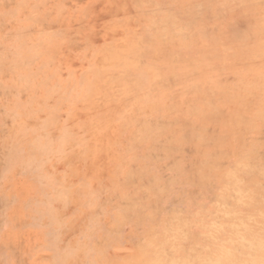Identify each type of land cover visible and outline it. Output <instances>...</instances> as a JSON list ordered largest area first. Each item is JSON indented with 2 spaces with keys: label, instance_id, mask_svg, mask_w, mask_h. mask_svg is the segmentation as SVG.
<instances>
[{
  "label": "rangeland",
  "instance_id": "obj_1",
  "mask_svg": "<svg viewBox=\"0 0 264 264\" xmlns=\"http://www.w3.org/2000/svg\"><path fill=\"white\" fill-rule=\"evenodd\" d=\"M0 264H264V0H0Z\"/></svg>",
  "mask_w": 264,
  "mask_h": 264
},
{
  "label": "bare ground",
  "instance_id": "obj_2",
  "mask_svg": "<svg viewBox=\"0 0 264 264\" xmlns=\"http://www.w3.org/2000/svg\"><path fill=\"white\" fill-rule=\"evenodd\" d=\"M250 5V4H249ZM209 7V6H208ZM223 7V6H222ZM224 8V7H223ZM229 12V11H227ZM250 12V11H249ZM252 14V13H251ZM220 16V15H219ZM251 20V19H250ZM250 22V21H249ZM246 24V23H245ZM242 25V24H241ZM253 25V24H252ZM238 29V28H237ZM240 39V38H239ZM221 49V48H220ZM216 55V54H215ZM243 90V89H242ZM226 116V115H225ZM217 129V128H216ZM209 130V129H208ZM228 131V130H227ZM216 137V136H215ZM202 162V161H201Z\"/></svg>",
  "mask_w": 264,
  "mask_h": 264
}]
</instances>
